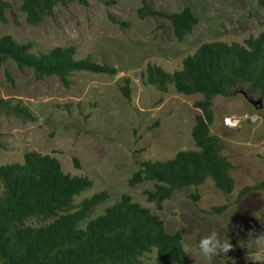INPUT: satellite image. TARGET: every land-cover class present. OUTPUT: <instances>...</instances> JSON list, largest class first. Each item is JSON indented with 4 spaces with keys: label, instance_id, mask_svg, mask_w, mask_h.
Returning a JSON list of instances; mask_svg holds the SVG:
<instances>
[{
    "label": "rangeland",
    "instance_id": "374dc122",
    "mask_svg": "<svg viewBox=\"0 0 264 264\" xmlns=\"http://www.w3.org/2000/svg\"><path fill=\"white\" fill-rule=\"evenodd\" d=\"M6 1L13 8L0 24V37L10 35L30 44L34 53L73 46L77 59L108 64L117 74L75 73L66 88L56 77L38 80L30 70L2 67L0 99L6 103L0 107V166L23 163L27 152H37L56 157L66 174L90 178L93 187L75 197L74 211L95 194L107 192L109 198L94 208L82 228L128 195L157 213L168 233H181L188 264H246L248 255L264 257V246L249 236L264 232V193L251 192L237 200L243 188L264 180V100L262 110H256L240 93L247 86H238L232 97L213 100L211 133L221 139V154L233 164L232 194L219 191L208 179L199 187L177 190L164 209L156 211L145 196L155 182H132L143 162L166 161L197 149L191 132L200 111L194 103L203 96L179 94L173 85L166 92L148 85V64L173 73L204 43L245 44L264 33V9L257 0H86V5L58 6L38 25L26 21L21 0ZM144 2L164 14L189 7L199 23L179 41L168 19L140 16ZM126 79L130 100L121 91ZM19 108L32 115L17 113ZM196 194L198 201L191 197ZM223 205L229 206L225 212L211 211ZM45 222L31 220L35 226ZM213 230L226 235L233 249L209 259L200 255L197 245ZM144 261L157 264L156 252Z\"/></svg>",
    "mask_w": 264,
    "mask_h": 264
},
{
    "label": "trees",
    "instance_id": "16d2710c",
    "mask_svg": "<svg viewBox=\"0 0 264 264\" xmlns=\"http://www.w3.org/2000/svg\"><path fill=\"white\" fill-rule=\"evenodd\" d=\"M76 2L87 4L86 0H21L19 9L28 23L38 25L51 17L58 6L67 8ZM257 2L264 9V0ZM12 8L13 4L0 0V24L7 22ZM140 14L142 18L168 19L179 41L199 23L189 7L164 14L151 10L144 2ZM244 43H204L173 73L148 64V85L161 92L173 85L179 94L203 96L194 103L200 111L191 132L197 149L181 151L166 161L143 162L133 177V183L155 182L154 189L145 192V196L156 211H162L177 190L199 187L208 179L219 191L234 192L233 164L221 154V139L211 133V125L214 98L232 97L240 85L264 100V33ZM76 55L73 46L34 53L30 44H21L10 35L0 37V69L13 64L19 70L32 71L38 80L56 77L66 88L71 86L75 73L117 74V69L108 64L77 59ZM125 82L121 91L130 100V81ZM5 103L0 99V107ZM16 112L32 115L27 109ZM92 187L90 178L66 174L60 161L49 154L27 152L23 163L0 166V264H147L145 257L154 251L157 264H188L181 233H168L157 213L128 195L82 228L94 208L109 198L107 192L95 194L74 211L75 197ZM256 191L264 193V180L243 188L237 200ZM191 197L199 200L197 194ZM228 208L223 205L211 211L221 214ZM41 218L47 222L31 224V220Z\"/></svg>",
    "mask_w": 264,
    "mask_h": 264
},
{
    "label": "clouds",
    "instance_id": "9594fccd",
    "mask_svg": "<svg viewBox=\"0 0 264 264\" xmlns=\"http://www.w3.org/2000/svg\"><path fill=\"white\" fill-rule=\"evenodd\" d=\"M255 242L264 246V232L261 233H249ZM199 253L205 258H212L218 255H227L229 251L233 249V245L226 235H221L218 230H213L207 235L202 236L197 245ZM248 259L251 264H264V257L260 255H248Z\"/></svg>",
    "mask_w": 264,
    "mask_h": 264
},
{
    "label": "water",
    "instance_id": "95a60500",
    "mask_svg": "<svg viewBox=\"0 0 264 264\" xmlns=\"http://www.w3.org/2000/svg\"><path fill=\"white\" fill-rule=\"evenodd\" d=\"M240 93L244 96V98L255 107L256 110H262L263 108V98L255 97L252 93H250L246 89L240 90Z\"/></svg>",
    "mask_w": 264,
    "mask_h": 264
},
{
    "label": "built area",
    "instance_id": "2783aa9c",
    "mask_svg": "<svg viewBox=\"0 0 264 264\" xmlns=\"http://www.w3.org/2000/svg\"><path fill=\"white\" fill-rule=\"evenodd\" d=\"M227 120L229 121V119H226V121H227ZM228 121H227V122H228Z\"/></svg>",
    "mask_w": 264,
    "mask_h": 264
}]
</instances>
